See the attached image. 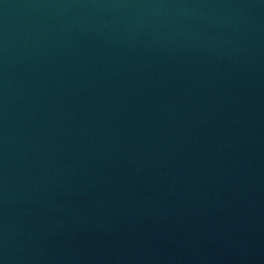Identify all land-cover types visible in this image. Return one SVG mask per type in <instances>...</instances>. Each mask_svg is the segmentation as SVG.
<instances>
[{
  "label": "water",
  "instance_id": "water-1",
  "mask_svg": "<svg viewBox=\"0 0 264 264\" xmlns=\"http://www.w3.org/2000/svg\"><path fill=\"white\" fill-rule=\"evenodd\" d=\"M0 264H264V0H0Z\"/></svg>",
  "mask_w": 264,
  "mask_h": 264
}]
</instances>
